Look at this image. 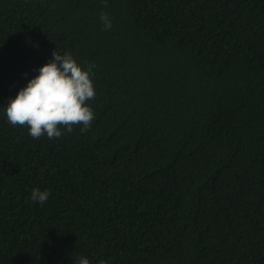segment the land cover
<instances>
[{"label":"trees","instance_id":"16d2710c","mask_svg":"<svg viewBox=\"0 0 264 264\" xmlns=\"http://www.w3.org/2000/svg\"><path fill=\"white\" fill-rule=\"evenodd\" d=\"M56 48L95 120L34 139L3 107ZM81 256L264 264V0H0V264Z\"/></svg>","mask_w":264,"mask_h":264},{"label":"clouds","instance_id":"9594fccd","mask_svg":"<svg viewBox=\"0 0 264 264\" xmlns=\"http://www.w3.org/2000/svg\"><path fill=\"white\" fill-rule=\"evenodd\" d=\"M100 20L103 30H111L109 14L102 12ZM93 67L78 65L71 52L54 49L52 59L39 68V74L28 80L3 107L8 123L29 126V134L34 139L42 135L59 138L65 132L71 133L74 126H80L81 133L87 132L95 120L94 109L86 103L96 95L90 79ZM50 194L49 190L34 188L30 199L43 204ZM78 264H91V261L81 256ZM98 264H108V261L101 259Z\"/></svg>","mask_w":264,"mask_h":264}]
</instances>
